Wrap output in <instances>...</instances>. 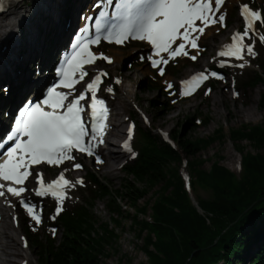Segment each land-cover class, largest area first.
Instances as JSON below:
<instances>
[{
  "label": "trees",
  "instance_id": "1",
  "mask_svg": "<svg viewBox=\"0 0 264 264\" xmlns=\"http://www.w3.org/2000/svg\"><path fill=\"white\" fill-rule=\"evenodd\" d=\"M259 66L261 71L248 79L249 86L264 85V61ZM147 81V88L157 86L151 79ZM135 129L137 154L122 166L125 176L121 183L112 188L87 170V200L63 210L53 223L61 226V238L55 242L50 237L31 236L30 245L37 250L40 264H103L100 257L106 246L118 237L116 226L121 217L117 216L122 209H133L131 226L147 257L139 264H264V154L260 151L264 123L228 130L229 139L241 153L239 175L219 159L206 168L205 159L198 155L222 136L221 126L205 137L172 135L175 146L149 127L136 125ZM243 141L256 151L244 150ZM184 158L197 205L178 168ZM197 186L210 196H200ZM150 192L152 199H145ZM97 199L107 200L114 226L94 217Z\"/></svg>",
  "mask_w": 264,
  "mask_h": 264
},
{
  "label": "rangeland",
  "instance_id": "2",
  "mask_svg": "<svg viewBox=\"0 0 264 264\" xmlns=\"http://www.w3.org/2000/svg\"><path fill=\"white\" fill-rule=\"evenodd\" d=\"M23 1L30 2L31 0ZM90 1L95 3V0ZM243 2H247L256 10L264 12V0H226L221 8V12L217 13V15H225L226 27L220 24L211 25L205 29V33L198 41L200 46L199 52L207 54L208 58L206 59L211 58L215 67H217V72L223 75L224 79L220 80L211 77L210 72L214 71V69H207L206 72L210 76L208 88L196 90L189 96H179L176 92V85L178 79L185 77L189 71L195 69V61L190 58L177 57L174 60L170 59L167 66H160L164 67V75L161 76L159 68L148 66L147 62L143 59L144 48L140 43L118 47L101 44L97 47V51L101 54L109 56L117 49L122 56L119 64H114V62L108 63L102 61V59H98L95 64L89 65L87 70L89 72L104 71L108 73L98 91L105 98L106 102L108 99L115 101L122 98L124 87L131 89L134 96H132L131 101L125 102L123 111L125 119L122 127L126 129L125 137L128 138L127 124L129 121L134 122L135 126L142 125L143 127H149L152 129L151 132L154 135L161 137L164 131H167L171 136L177 135V133L181 134L184 138L205 137L212 134L215 128L221 126L223 129L222 136L200 149L198 155L205 159L204 167L206 168L210 166L213 160L219 159L221 164L227 166L236 174H241V153L236 149L234 142L229 139L227 134L229 129L239 127L242 124L257 125L264 123V85H248V79L256 71H261L259 63L264 61V43L259 41L258 36H252L251 39L246 38L245 43L254 45L255 55L246 57L245 61H243L245 63L244 68L235 66L241 63V61H236L235 59L229 61V66L221 68L219 61L225 58L216 56L215 48L209 50V52L207 50L209 49L208 42H215L219 38H225V42H229L235 33H232V31L236 25L238 28L240 27L238 31L243 33L245 27L241 23L238 14V6ZM85 9L82 8L80 13L84 12ZM78 20L77 23H79ZM256 28L259 34H264V26L260 25L259 22H257ZM72 29L67 30L62 44L57 47L58 49L54 53L52 51V55L48 56L46 72H48V66L54 60L57 51L64 47L65 41L72 32ZM207 32H210L213 37L207 35ZM49 42L50 45L54 43L52 42V37L49 39ZM134 47L141 48L132 51ZM187 50L190 52V55L197 53L195 49L188 48ZM124 73H127V76ZM150 79V82L157 84V86L147 88L145 84ZM117 81H120V83H117ZM169 83L173 85L171 89L168 88ZM2 84L0 83V90L3 86ZM84 84L85 82L81 81L76 90H81L80 88L84 87ZM108 89L112 91L109 92ZM209 90H211L210 93ZM33 91L34 89L28 91L26 95L31 94ZM0 100H5V96H2L1 92ZM245 105L252 111L253 114L251 116L242 111ZM140 107L143 110H140ZM5 121L3 119L4 126ZM130 142L132 144L131 152L124 151L125 153L117 166L115 174L101 170L93 164L97 160L96 157L98 158V154L95 151L94 156L78 153L75 155L74 161H67L63 166H48L44 164L32 167V177L36 173H43V176L47 180L57 171H62L66 179L75 184V187L66 189L67 198L64 200L63 210L65 208H73L81 199L87 200L88 198L87 191H89V185L85 184L87 180L85 172L87 170L92 171L101 182L112 188L121 183L122 178L125 176L122 172V166L133 156L139 146L134 131ZM242 145L244 146V150L256 151L248 141H243ZM260 151L264 154V147ZM184 159L186 160V158ZM75 163H80L83 167L81 169L73 168V164ZM178 168L180 171H187L191 174L186 163L182 162L178 165ZM81 179L83 180V184L77 183ZM31 185V190H27L22 196L26 198L33 197L34 199L32 200L42 205V223L39 225L27 217L25 212L17 206V197L5 196L1 197V199L11 208V216L6 218V220L9 222V227L12 226V221L13 225L17 227L18 234L16 236L19 242L24 244L25 251H23V254L29 256L28 264H40L37 258V250L33 249L30 245L31 236L38 234L40 238L50 237L53 241L57 242L62 236V228L60 225L56 227L52 225L55 220L52 217H57L55 209L58 206V201L55 198H43L39 200L40 197L32 192L35 182L33 181ZM196 190L202 197L210 196V192L202 187L197 186ZM152 195L150 192L145 199H152ZM191 195L194 197L192 191ZM145 199L140 200L139 205L143 204ZM121 202L122 204L125 203V207L130 209L127 206L128 202L125 200ZM130 210L131 212L122 209L120 216H117L118 218L121 217L120 225L116 226L118 237L115 243L106 246L105 253L100 257L103 264H139L147 260L146 255L141 251L140 247L142 243L136 237V230L131 226L133 209ZM150 212L151 210L149 209L146 214ZM92 213L97 220L108 221L112 226L115 225L113 222L114 216L108 209L107 200L97 199L94 202ZM53 229L56 230L54 235L51 234ZM2 256L3 254L0 250V257ZM14 259L19 261V258L14 257ZM0 264L4 263L0 260Z\"/></svg>",
  "mask_w": 264,
  "mask_h": 264
},
{
  "label": "snow or ice",
  "instance_id": "3",
  "mask_svg": "<svg viewBox=\"0 0 264 264\" xmlns=\"http://www.w3.org/2000/svg\"><path fill=\"white\" fill-rule=\"evenodd\" d=\"M225 2L226 0H121L125 22L117 31L109 32L106 39L109 42L114 40L116 44H122L130 37L147 41L153 53L147 59L151 61L152 67L159 68V74L163 76L164 67L160 66H167L170 59L188 57L193 61L197 60L200 50L198 41L207 27L216 24L226 27L225 15H217ZM240 7L245 28L243 33L235 32L232 43L219 51L218 55L225 58L219 61L221 68L229 66L231 59L241 61L235 66L245 67L243 61L246 57L255 55L254 45L245 43L246 38L258 36L259 41L264 43V34H259L256 28L257 22L264 26V12L253 10L248 4ZM100 39L97 35L94 40L83 43L78 41L72 54L66 57L58 71V83L48 89L46 98L39 103L30 101L20 113L13 132L7 137L14 143L0 156V197H5L6 193L21 197L27 191L23 185L33 175L32 166L42 163L59 166L66 161H74V151L94 156L95 149L104 143L109 109L106 101L98 98L97 92L103 83L102 77H106L108 73L95 74L79 95L74 91L75 86L89 76L85 70L86 65H93L98 59L112 63L109 57L103 54L98 56L90 49V45L99 43ZM188 48L197 50V54L190 55ZM164 54H167V58ZM210 76L224 79L217 71H211ZM208 79L209 74L199 72L190 80L183 81V95H191ZM172 87L169 83L168 88ZM58 88L68 91H58ZM133 128L134 126L129 128L128 141L132 138ZM128 141L123 147L131 152ZM97 162L103 161L97 158ZM74 167L81 169L83 165L75 163ZM36 177V195L54 197L58 201L55 212L59 215L67 198L66 189L75 187V184L66 179L63 172L58 179L47 184L42 173H36ZM77 183L83 184V180ZM20 203L37 225L42 223L37 205L24 200ZM52 219H56V216ZM55 231L53 229V233Z\"/></svg>",
  "mask_w": 264,
  "mask_h": 264
},
{
  "label": "bare ground",
  "instance_id": "4",
  "mask_svg": "<svg viewBox=\"0 0 264 264\" xmlns=\"http://www.w3.org/2000/svg\"><path fill=\"white\" fill-rule=\"evenodd\" d=\"M101 1L105 3L111 0ZM96 6L90 0H31L30 2L11 0L4 7L0 13V83H3L0 92L2 96H5L6 101L0 100V130H3V119L7 115L8 106L12 101L17 98L25 99L28 97L26 95L28 91H32V89L38 91L41 82L48 79L47 58L62 44L67 30L74 29L82 8H86L84 12H88ZM76 29L77 27L74 30ZM237 30L238 26L236 25L232 33ZM207 35L213 37L210 32H207ZM51 37L54 43L50 45ZM225 40V38H219L215 42H208L209 49L207 51L214 48L217 51V49H223L227 44L232 43V40L229 42H225ZM140 48L134 47L132 51ZM109 57L114 64H119L122 58L117 49ZM208 63L209 60L203 59V64L207 65ZM198 69L195 67L188 74L198 72ZM124 75L127 76V73ZM84 89L81 87V91ZM122 92V98L115 101L107 100L108 127L106 135L103 137L104 143L95 149L99 160L103 162L98 163L97 160L93 162L97 168L111 174H115L125 153L123 141L126 140L124 136L126 129L122 127L125 119L123 111L125 102L131 101L134 96L129 87H124ZM140 110L143 108L140 107ZM242 111L248 116L253 114L247 105L242 108ZM9 197L13 196L9 195ZM10 209L0 197V250L3 254L0 260L4 264H16V262L23 264L24 261L28 263L29 256L23 254L25 247L17 239L18 230L13 225L12 219V226H8L9 222L6 218L11 216ZM51 234L55 233L52 231ZM14 257L19 258V261Z\"/></svg>",
  "mask_w": 264,
  "mask_h": 264
},
{
  "label": "water",
  "instance_id": "5",
  "mask_svg": "<svg viewBox=\"0 0 264 264\" xmlns=\"http://www.w3.org/2000/svg\"><path fill=\"white\" fill-rule=\"evenodd\" d=\"M191 198H192V200H193V203H194L195 205H197V202L195 201L194 197L191 196Z\"/></svg>",
  "mask_w": 264,
  "mask_h": 264
}]
</instances>
